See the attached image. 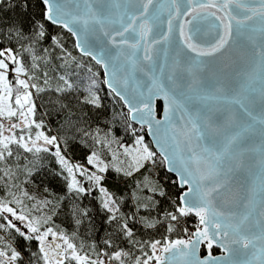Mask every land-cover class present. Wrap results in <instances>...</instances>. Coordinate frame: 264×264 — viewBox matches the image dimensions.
I'll return each instance as SVG.
<instances>
[{"label": "snow or ice", "instance_id": "1", "mask_svg": "<svg viewBox=\"0 0 264 264\" xmlns=\"http://www.w3.org/2000/svg\"><path fill=\"white\" fill-rule=\"evenodd\" d=\"M12 7L18 18L0 25V264H264V0H19ZM97 34L104 39H86ZM65 36L101 66L102 81L89 77L82 88ZM101 83L124 109L131 146L111 129L46 130L38 100L68 109L71 97L101 109ZM248 134H258L259 145ZM70 142L92 149L85 164L68 159ZM247 153L258 154L254 167ZM49 158L67 194L99 193L113 226L102 247L78 235L89 209L74 210L77 230L69 235L52 226V200L24 203L36 200L27 185ZM148 166L163 169L168 186L147 177L143 188L137 183L152 195L137 197L136 212L126 215L106 174L133 177ZM241 170L243 188L233 181ZM137 223L159 238L138 240Z\"/></svg>", "mask_w": 264, "mask_h": 264}, {"label": "trees", "instance_id": "2", "mask_svg": "<svg viewBox=\"0 0 264 264\" xmlns=\"http://www.w3.org/2000/svg\"><path fill=\"white\" fill-rule=\"evenodd\" d=\"M18 3L19 0H4L3 3H0V25H7L18 18L19 8L12 7L13 4ZM64 43L66 48L73 52V55L76 56L77 62L79 63V66L74 65V75L83 82L82 88L88 84L89 77L94 76L97 81L103 80V73L100 66L96 65L94 61H91L87 57H81L77 51L73 50L72 38L65 36ZM56 55H59V53H56ZM59 62L58 59L53 60V67ZM99 94L102 97V103L104 105L101 109H94L90 106L81 107L71 97L69 98L71 103H69V100L65 101V103H69V108L61 109L59 105L53 106L48 104V98L46 97L43 102L37 101L38 104L43 105L37 112V116H42L46 130L50 131L51 134H64L69 129L75 127L90 126L93 130L99 127L101 129V135L111 129L112 134L119 139L120 143L131 146L134 138L125 131L123 117L119 115L124 109L121 108L120 104L112 97L102 83L100 84ZM136 128L139 132V126L136 125ZM113 147H116V145L113 144ZM91 150V148H86L79 142H70L66 155L72 162L76 161L85 164V156ZM96 150L99 151L100 146H96ZM24 162L26 163V161ZM59 171V165L54 164L53 158L45 159L39 167V170L35 172L32 183L27 185L29 192L34 187H38V189L43 191L45 198L53 201V204L56 206V214L53 216L52 226H58V231L64 230L69 235L77 230L74 223V210L89 209V216L83 218V223L78 229V235L79 237L85 238L88 243L95 241L98 246L102 247L103 239L113 232V226L107 223V213L100 208V202L97 199L99 193L94 191L90 195H82L79 199L75 198L74 194H67L63 176H55L53 174ZM166 175L163 169L152 168L151 166L142 169L141 173H136L133 177H124L122 174H117L110 170L106 174L104 185L121 201V211L131 216L136 212L137 197L143 203L147 202V197L152 195L147 189L141 191L137 188V183L143 188L147 182L145 180L147 177L153 181L159 179L167 187V182L163 179ZM20 179L22 181L24 177L21 175ZM61 197L64 198L63 201H61ZM157 199L161 198L157 197ZM24 203L30 207L33 201L25 199ZM161 206L166 207V202L161 200ZM52 207L53 205H49V209ZM49 209H45V211L51 215ZM36 214L38 213H33V215ZM140 214L147 215L143 210ZM152 215L155 216L156 212L154 211ZM162 231L163 229L161 228L160 232ZM134 232L138 240H148L153 236L159 238V233L156 230L144 229L139 223L136 224ZM117 243H120V246L126 249L131 247L126 242L117 241Z\"/></svg>", "mask_w": 264, "mask_h": 264}, {"label": "water", "instance_id": "3", "mask_svg": "<svg viewBox=\"0 0 264 264\" xmlns=\"http://www.w3.org/2000/svg\"><path fill=\"white\" fill-rule=\"evenodd\" d=\"M167 18V14L165 12V14L161 17V19H165ZM86 39L89 41V43H97L99 41H102L104 38L103 37H99L98 40V34L97 35H89L88 37H86ZM98 50V49H97ZM171 55V54H170ZM101 68V66H100ZM102 73H103V69L101 68ZM104 79V76H103ZM106 87V86H105ZM139 126V125H137ZM251 136V143L253 145H259V136L258 134H248ZM150 139V137L148 138ZM249 157H251V159H249ZM258 159V154L255 153H247L245 156V163L246 164H250L253 167L255 166V161ZM233 181L234 184L238 187H246L247 183H248V175L247 172L245 170H241L239 172H237L235 174V176L233 177Z\"/></svg>", "mask_w": 264, "mask_h": 264}, {"label": "rangeland", "instance_id": "4", "mask_svg": "<svg viewBox=\"0 0 264 264\" xmlns=\"http://www.w3.org/2000/svg\"><path fill=\"white\" fill-rule=\"evenodd\" d=\"M121 159H125V158L122 157ZM72 163L76 164V163H79V162L74 161ZM30 193L36 197V200L33 201V203H38L39 201L45 199L43 191L41 189H38V187H36V188L34 187L32 190H30Z\"/></svg>", "mask_w": 264, "mask_h": 264}]
</instances>
